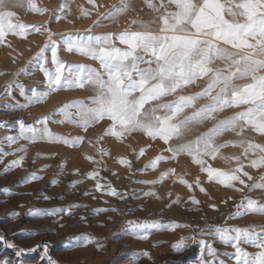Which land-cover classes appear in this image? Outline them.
<instances>
[{
	"label": "snow or ice",
	"instance_id": "1",
	"mask_svg": "<svg viewBox=\"0 0 264 264\" xmlns=\"http://www.w3.org/2000/svg\"><path fill=\"white\" fill-rule=\"evenodd\" d=\"M73 2L63 0L50 10L39 6L35 0H0V45L12 47L9 35L27 39L30 30L47 33L42 46L32 57L45 62L40 65V71L46 90L41 92L33 86L31 95L26 96L25 85L19 76L27 70L21 68L10 74L12 79L0 85L3 107L9 111L26 109L33 103L44 102L51 93L64 89L91 93L83 99L64 102L47 114L36 117L31 123H26L23 118L11 125L7 120L0 121V164L3 165L0 171L6 174L13 169L23 168L28 145L37 142L71 148L87 144L99 154L100 159L85 154V158L95 167L72 184L91 179L95 182V192L126 201L129 193L119 192L106 177L101 176L103 158L109 155L101 144L106 137L124 142L140 134L151 141L159 139L167 147L137 171L157 170L161 161H178L181 156H187L190 163L197 167V174L192 181L185 178L187 172H177L176 168L161 170L151 180L136 181L153 186L147 191L141 189L142 197L162 200L164 196L154 186L165 181L173 184L178 182L187 189L185 203L199 206L202 202L195 194L196 189L208 194L200 178L203 174L208 182L240 193L239 202L233 205L235 210L229 212L225 221L250 214L264 217V172L259 177H253L246 170V167L264 169V0H141L142 7L139 10L134 0H117L107 7L98 4L97 0H85L87 7L77 5V19H90L93 13L95 19L89 28L83 30L82 35L58 43L48 24L53 19L56 22L65 19L72 23L69 16L72 15ZM24 7L33 13H49V20L43 24L20 21L14 9ZM101 8L104 10L100 11ZM144 8L151 13L147 21L138 15V11ZM132 13L137 15L133 16ZM121 19L126 27L117 32L92 31L93 28H102L105 21L118 24ZM68 35L71 36V33ZM59 50L88 57L97 61L99 67L87 63L69 64L62 60ZM12 62H16V57L12 58ZM0 75L7 73L0 72ZM199 81H203V85H199ZM192 86H199L200 90L188 93ZM16 91L25 97V103L16 99ZM233 108L239 110L220 118L222 112ZM102 121H108V124L95 139H86L85 135H64L49 127L52 123H67L87 134L90 128ZM208 122H211V127L202 132L197 131L199 126ZM227 133L234 134L235 138L224 139ZM174 140L176 143H172ZM230 146L240 151L225 155L222 150ZM164 152L170 155H164ZM9 155L15 158L5 163V157ZM143 155L145 148L141 147L136 152V159ZM116 159L129 172L132 171V160L124 155ZM217 160H222L225 167H214L209 162ZM64 166L65 161L58 166L61 173ZM74 171L79 172V169ZM42 179L36 172H31L23 178V182ZM58 182L57 179L51 181L52 184ZM255 190H260V195L253 198L249 193ZM3 192L7 195L17 194L10 186H4ZM83 194L89 193L85 191ZM166 195L171 198L174 194L168 191ZM43 199L52 198L45 195ZM232 199L229 196L221 203L227 204ZM181 203V196L175 194V198L170 199L165 207ZM19 206L24 207L23 204ZM80 207L86 206L68 204L50 209L29 208L28 214L34 217H58L62 221L65 216H73ZM209 207L217 209L215 203H210ZM139 208L144 210L143 205ZM118 211L131 216L134 209L102 207L92 210L97 214ZM12 215L19 217L21 213L13 211ZM79 219L88 223L85 216ZM108 219L112 217L108 216ZM123 223L125 230L140 240H147L153 230L191 229L194 234L181 235L172 247L176 252H182L191 246L187 241L198 243V264H264V222L249 223L247 226L226 222L209 223L203 228L199 224L175 220L164 222L160 219H128ZM63 226L60 223V227ZM84 239L85 244L95 243L97 249L102 250L104 247L96 237L84 234ZM214 242H219L225 248L230 247L232 251L220 252L213 246ZM0 244L15 249L16 256L24 251L34 252L41 247L37 244L28 249L22 248L3 234H0ZM249 247L253 250L249 251ZM127 255L132 257L130 264H135L141 256L152 260L146 250ZM44 258H47L48 264H58L49 255L46 244L41 255V259ZM0 264H13V260L8 256H0Z\"/></svg>",
	"mask_w": 264,
	"mask_h": 264
},
{
	"label": "rangeland",
	"instance_id": "2",
	"mask_svg": "<svg viewBox=\"0 0 264 264\" xmlns=\"http://www.w3.org/2000/svg\"><path fill=\"white\" fill-rule=\"evenodd\" d=\"M35 2L39 4V6L51 10L56 8L63 0H35ZM116 2L117 0H97L98 4H102L105 7ZM79 4H83L87 7L85 0H74L71 4L72 15L69 16V19L73 21L72 23H68L65 19H61L59 22L53 19L49 22L48 27L55 34L53 38L56 39L58 43L65 39H75L82 35L83 30L89 28L92 20L95 19V13H93L90 19H77V5ZM134 4L138 10L142 7L141 0H134ZM103 10V8L100 9V11ZM14 11L17 12L19 20L27 24H43L44 21L49 20V13H33L28 11L26 7L15 8ZM131 15L136 16L137 13H132ZM138 15L146 21L151 18V13L147 8H144L143 11H138ZM124 27H126V24L124 20L121 19V22L118 24L105 21L102 28H93L92 31L117 32ZM69 33H71V36L68 35ZM46 36L47 33L40 34L32 30L29 31L27 39L9 35L8 40L11 42L12 47L8 48L5 45H0V72L7 73L5 76L0 75V81H2L0 85H3L6 80L12 79L11 73L25 68L27 71L25 74L19 76V80L25 85L26 96L31 95L33 86L41 92L46 90L43 85V73L40 71V65L45 62L32 59L38 48L42 46ZM15 48L17 49L15 50ZM58 54L62 60L67 61L69 64L87 63L94 67H99L97 61L75 52L59 50ZM48 56L50 57V52ZM13 57H16L15 63L12 62ZM11 64H13L14 67ZM48 66L51 67L50 64ZM198 84L203 85V81H199ZM199 90V86H192L188 89V93ZM90 94L89 91L86 92L79 89H64L51 93L42 103H33L26 109H19L16 111L27 112L28 114L26 113L25 117L32 115V120L28 122L24 120L26 123H31L36 117L47 114L54 107L64 102L76 98L83 99ZM14 95L21 103L26 102L25 97L20 96L18 91L14 92ZM5 99H7V97H5ZM168 99H172V97ZM237 110L239 109H227L220 114V118L229 116ZM7 111L8 110L3 107V101L0 100V121L5 120L4 114H6ZM7 121L11 122L10 120ZM107 124L108 121H102L99 125L90 128L87 134L83 133L80 128L67 123L63 125L52 123L49 127L54 132L64 135H85L86 139H95ZM207 127H211V122L199 126L197 131H205ZM234 138V134L232 133H227L224 136V139ZM172 143H176V141L174 140ZM149 144L152 146L147 147ZM101 146L109 152V155L103 158L104 167L101 170V176L106 177L107 180L111 182L112 186L119 192L129 193L126 201H120L118 197L108 196L107 194L102 195L101 193L95 192V182L91 179H82L81 183L72 184L73 181L80 180L87 172L95 167L92 162L85 158V154L94 155L97 159H100L99 154L87 144L71 148L67 145L37 142L28 145L27 159L23 168L13 169L6 174L0 171V234L5 235L8 240L25 249L37 244L41 245V247L37 248L34 252L24 251L19 256H16L15 249L5 248L0 244V256L10 257L13 260V264H48L47 258L41 259L43 245L46 244L49 255L58 261V264H130L132 257L127 254L144 250L150 253L152 260L141 256L135 261V264H198L200 256V245L198 243L193 244L191 241H187L191 246L182 252H176L172 247L174 242L179 240L181 235L188 236L194 234L191 229H176L174 231L153 230L149 234L147 240H140L130 235L125 230L123 222L128 219H160L164 222L175 220L180 223L199 224L201 228L209 223L221 224L226 222L232 225L247 226L249 223L264 222V217L251 214L247 217L225 221V217L229 212L235 210L233 205L235 202H239L241 198L240 193L226 189L214 182H208L206 176L203 174H201L200 178L203 186L208 190V194L205 195L196 189L195 194L202 202L199 206H194L191 202L185 203V201H187L188 192L187 189L178 182L173 184L171 181H165L162 184L154 186L156 191L161 196H164L162 200L142 197L140 190L147 191L149 187L153 186L143 185L136 181L154 179L161 170L176 168L177 172H187L188 175H186L185 178L189 181H192L197 174V167L190 163L187 156L179 157L178 161H161L157 170L148 169L146 171H137V169L142 168L148 160L154 158L157 154H161V150L167 147L162 141H159V139L151 141L149 138L137 134L134 137L126 139L124 142H120L115 138L106 137L105 140L102 141ZM141 147L145 148V155L136 159V152H138ZM133 149H135V152ZM222 151L225 155H230L232 153H238L240 150L230 146ZM53 153H55V155H53ZM163 154L170 155V153L166 152ZM120 155H124L132 160L133 169L131 172L117 162L116 158ZM14 158L15 157L12 155L5 157V163ZM62 161H65V166L61 173L58 166ZM209 162L212 163L214 167H225L222 160ZM44 165H49V167L45 168L43 167ZM2 168L3 165L0 164V170H2ZM77 168L79 172L74 171V169ZM246 170L249 171L253 177H259L261 172H264V169L257 170L250 167H246ZM21 171L24 172L23 176L18 180L13 179L14 176ZM31 172H36L37 175L42 176L43 179L24 183L23 178L28 176ZM113 172H115V175H113ZM53 179H57L59 182L57 184H52L51 181ZM103 182L104 181H102V183ZM4 186H10L12 191L17 194H5L3 192ZM85 191L89 194L84 195L83 193ZM168 191L174 194L171 198L166 195ZM245 191L247 192V189ZM57 192L61 193L60 195L64 192V194L67 193L70 200L65 201L62 198L60 199V196L56 197L55 193ZM32 193L33 195H31ZM51 193L54 194L52 199L44 200L41 198V195L44 197ZM175 194L181 196L182 203L173 205L170 208L165 207V205L170 202V199L175 198ZM249 195L256 198L260 195V190H255L249 193ZM94 196L96 197L95 199L93 198ZM229 196L233 199L229 200L227 204L221 203L222 200H227ZM136 197L140 198L137 199ZM105 200L107 203H105ZM54 201L55 204H52ZM210 203H215L217 209L214 210L210 208ZM21 204L25 207H20L19 205ZM67 204H80L86 207L76 209L72 217L65 216L62 221H59L58 217H34L28 214L29 208L50 209ZM140 205L144 206V210L139 208ZM102 207H114L122 210L126 209V207H131L134 209V212L131 216L122 214L119 211L98 214L92 212L93 209ZM13 211H18L21 215L19 217H14L12 215ZM81 216L87 218V224L79 219ZM108 216H111L112 219L109 220ZM60 223H63L64 226L60 227ZM84 234L100 239L104 245L103 249H97L95 243L85 244ZM213 246L220 252L232 251L230 247L225 248V246L219 242H214ZM248 250L252 251L253 249L249 247ZM221 258L226 259V257L223 256ZM229 264H231V262H229Z\"/></svg>",
	"mask_w": 264,
	"mask_h": 264
},
{
	"label": "bare ground",
	"instance_id": "3",
	"mask_svg": "<svg viewBox=\"0 0 264 264\" xmlns=\"http://www.w3.org/2000/svg\"><path fill=\"white\" fill-rule=\"evenodd\" d=\"M17 45V44H16ZM17 48H15V50H16ZM13 67H14V65L13 64H11ZM3 71V70H2ZM5 76V75H4ZM2 83V81H0V84ZM83 91V90H82ZM86 92H88V91H86ZM27 113V112H26ZM25 111H7L6 112V114H4L3 116L5 117L4 119L5 120H10L11 122H9V125H11L12 123H14L17 119H20V118H23L24 120H26L27 122L28 121H30V120H32L33 118H32V115H29V116H26L25 117ZM28 114V113H27ZM37 114V113H36ZM41 114V113H40ZM2 116V117H3ZM24 116V117H23ZM36 116V115H35ZM34 117V116H33ZM32 118V119H31ZM2 119V118H1ZM34 121V120H33ZM99 128V127H98ZM26 163V162H25ZM30 169H31V166H30ZM35 170V169H34ZM23 174H24V172H18V174H16L15 176H14V178L13 179H15V180H18V179H20L22 176H23ZM74 176V175H73ZM61 179H63V178H61ZM67 191V190H66ZM65 193V192H64ZM62 194V195H60L61 193H55V196L56 197H59L60 196V199L62 198L63 200H65V201H69L70 200V198L67 196V193L66 194ZM31 195H33V193L31 194ZM41 195V194H40ZM39 195V196H40ZM49 197H51V198H53L54 197V194L53 193H51V194H49L48 195ZM55 197V198H56ZM41 198H43V196L41 195ZM58 199V198H57ZM59 199V200H60ZM62 201V200H61ZM106 201V200H105ZM71 202V201H70ZM112 202V201H111ZM67 203V202H66ZM69 203V202H68ZM45 204V203H44ZM51 204V203H50ZM52 204H55V201H54V203H52ZM48 205V204H47ZM68 205V204H67ZM45 206V205H44ZM25 207V206H24ZM76 211V210H75ZM78 211V210H77ZM75 213V212H74ZM163 213V212H162ZM72 217V216H71ZM173 242V241H172Z\"/></svg>",
	"mask_w": 264,
	"mask_h": 264
}]
</instances>
